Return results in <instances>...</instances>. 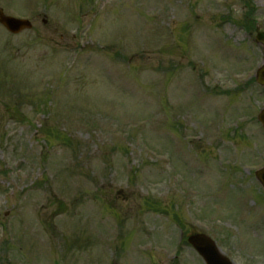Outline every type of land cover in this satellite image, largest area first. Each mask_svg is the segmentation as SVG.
<instances>
[{"label": "rangeland", "instance_id": "rangeland-1", "mask_svg": "<svg viewBox=\"0 0 264 264\" xmlns=\"http://www.w3.org/2000/svg\"><path fill=\"white\" fill-rule=\"evenodd\" d=\"M0 8V264H264V0Z\"/></svg>", "mask_w": 264, "mask_h": 264}, {"label": "water", "instance_id": "water-1", "mask_svg": "<svg viewBox=\"0 0 264 264\" xmlns=\"http://www.w3.org/2000/svg\"><path fill=\"white\" fill-rule=\"evenodd\" d=\"M0 23H2L9 31L19 33L25 28H31L29 22L18 21L14 18L7 17L0 10ZM257 43L261 44L264 48V32H259L257 35ZM256 79L258 83L264 86V65L258 71ZM259 121L264 127V110L258 117ZM258 180L264 187V168L256 174ZM188 242L197 250V252L205 259L207 264H233L226 258L216 246L215 242L205 235H192L189 237Z\"/></svg>", "mask_w": 264, "mask_h": 264}]
</instances>
